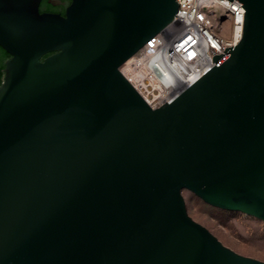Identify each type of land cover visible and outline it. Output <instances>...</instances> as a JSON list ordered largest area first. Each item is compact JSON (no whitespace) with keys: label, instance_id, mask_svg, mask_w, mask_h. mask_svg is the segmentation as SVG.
<instances>
[{"label":"water","instance_id":"obj_1","mask_svg":"<svg viewBox=\"0 0 264 264\" xmlns=\"http://www.w3.org/2000/svg\"><path fill=\"white\" fill-rule=\"evenodd\" d=\"M40 1L0 0V264H264L182 196L264 225V0H238L239 41L156 107L120 67L176 0Z\"/></svg>","mask_w":264,"mask_h":264},{"label":"built area","instance_id":"obj_2","mask_svg":"<svg viewBox=\"0 0 264 264\" xmlns=\"http://www.w3.org/2000/svg\"><path fill=\"white\" fill-rule=\"evenodd\" d=\"M176 2L178 12L158 34L166 33L169 45L175 48L178 67L180 66L183 71L182 62L186 65H196L200 77L214 65V55L220 54L225 47H232L239 41L243 31L245 11L238 0H176ZM225 23L228 25L229 37L219 32L223 31L222 27ZM131 58L120 67L122 74L128 80L129 69L126 63ZM131 84L137 90L132 82ZM170 100H164L160 104Z\"/></svg>","mask_w":264,"mask_h":264},{"label":"bare ground","instance_id":"obj_3","mask_svg":"<svg viewBox=\"0 0 264 264\" xmlns=\"http://www.w3.org/2000/svg\"><path fill=\"white\" fill-rule=\"evenodd\" d=\"M177 59L175 48L169 45L166 33L162 32L126 63L129 80L152 106L170 100L198 79L200 71L196 65L182 62V71Z\"/></svg>","mask_w":264,"mask_h":264},{"label":"rangeland","instance_id":"obj_4","mask_svg":"<svg viewBox=\"0 0 264 264\" xmlns=\"http://www.w3.org/2000/svg\"><path fill=\"white\" fill-rule=\"evenodd\" d=\"M222 30L219 32L229 37L226 23ZM182 196L187 214L206 227L225 246L242 255L264 261V225L261 220L209 205L190 191H182Z\"/></svg>","mask_w":264,"mask_h":264},{"label":"flooded vegetation","instance_id":"obj_5","mask_svg":"<svg viewBox=\"0 0 264 264\" xmlns=\"http://www.w3.org/2000/svg\"><path fill=\"white\" fill-rule=\"evenodd\" d=\"M69 2L70 0H41L39 4V11L64 14L65 8ZM8 58L9 56L4 60V62Z\"/></svg>","mask_w":264,"mask_h":264},{"label":"trees","instance_id":"obj_6","mask_svg":"<svg viewBox=\"0 0 264 264\" xmlns=\"http://www.w3.org/2000/svg\"><path fill=\"white\" fill-rule=\"evenodd\" d=\"M8 56L9 55L0 47V83H1V80H2V76H3L2 68L4 67V60Z\"/></svg>","mask_w":264,"mask_h":264}]
</instances>
